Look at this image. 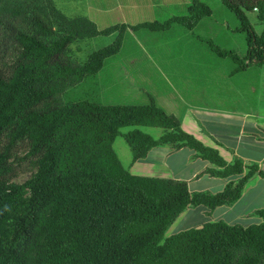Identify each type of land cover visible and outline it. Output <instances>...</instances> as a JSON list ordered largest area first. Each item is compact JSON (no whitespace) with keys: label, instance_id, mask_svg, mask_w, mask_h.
<instances>
[{"label":"trees","instance_id":"trees-1","mask_svg":"<svg viewBox=\"0 0 264 264\" xmlns=\"http://www.w3.org/2000/svg\"><path fill=\"white\" fill-rule=\"evenodd\" d=\"M221 2L245 31V59L209 46L219 56L230 57L237 70L263 65L264 29L258 35L246 12L257 10L264 24V0ZM210 14L204 2L191 0L185 14L144 21L134 28L165 31L177 23L192 30ZM0 27V264H264V206L253 212L260 218L257 223L208 221L165 236L188 207L212 210L233 204L251 176L264 178L263 168L244 165L240 159L227 164L216 150L186 133L179 118L152 97L145 104L57 100L60 92L96 74L105 59L118 53L123 27L98 29L79 17L63 18L53 29L37 14L22 26L2 21ZM116 29L115 39L81 64L65 58L76 38ZM127 126L134 128L122 133ZM139 127H159L163 132L155 138ZM119 135L131 150L132 162L152 147L169 144L174 149L192 148L222 167L208 168L211 175L247 171L221 191L190 192L184 180L130 173L113 148ZM18 142L27 146L35 169L23 183L13 181L15 170L9 162Z\"/></svg>","mask_w":264,"mask_h":264},{"label":"rangeland","instance_id":"rangeland-1","mask_svg":"<svg viewBox=\"0 0 264 264\" xmlns=\"http://www.w3.org/2000/svg\"><path fill=\"white\" fill-rule=\"evenodd\" d=\"M200 1L210 7L211 14L202 17L192 30L177 23L165 31L134 28L144 21H163L185 14L191 0H0V22L22 26L37 14L48 20L53 29L58 28L63 18L79 17L93 22L98 29L123 27L118 53L105 59L96 74L60 92L57 100L62 103L88 99L101 104H145L153 94L181 110L192 106L239 110L247 103L254 104L255 70L238 71L230 57L219 56L209 46L211 43L232 50L245 59L246 34L240 20L221 0ZM256 13L253 9L246 15L260 35L264 24ZM118 31L76 38L67 46L65 58L81 64L92 51L111 43ZM133 128L127 126L120 131L125 133ZM142 129L153 137L163 130L159 127ZM113 148L123 164L130 161L131 150L121 135L114 140ZM26 151L27 146L18 142L9 160L15 170L13 181L16 183H23L35 170ZM24 196H28L27 190Z\"/></svg>","mask_w":264,"mask_h":264},{"label":"crops","instance_id":"crops-1","mask_svg":"<svg viewBox=\"0 0 264 264\" xmlns=\"http://www.w3.org/2000/svg\"><path fill=\"white\" fill-rule=\"evenodd\" d=\"M246 68L251 72L255 70L256 98L254 104L247 103L239 110L219 106H192L181 110L165 98H156L153 94L151 97L168 114L179 118L180 127L186 133L191 134L204 146L216 150L227 164L232 163L234 159H240L244 165L257 164L264 169V64L249 65ZM148 101L149 99L147 103ZM161 134L159 132L157 137ZM123 166L135 175L184 180L190 192L211 193L221 191L229 180L239 179L247 171L244 169L240 174L233 173L228 176L211 175L206 172L208 168L217 170L222 167L199 157L192 148L174 149L169 144L152 147L145 157L134 162L130 159ZM263 206L264 178L254 174L233 204L219 205L212 210L204 205L188 207L168 227L165 236L208 221L224 220L243 226L257 223L260 218L253 212Z\"/></svg>","mask_w":264,"mask_h":264}]
</instances>
